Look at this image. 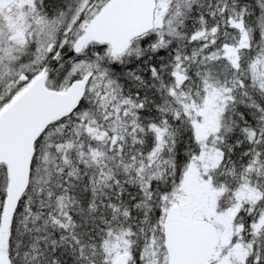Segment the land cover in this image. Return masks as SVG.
I'll list each match as a JSON object with an SVG mask.
<instances>
[{"label": "snow or ice", "instance_id": "6c2138e0", "mask_svg": "<svg viewBox=\"0 0 264 264\" xmlns=\"http://www.w3.org/2000/svg\"><path fill=\"white\" fill-rule=\"evenodd\" d=\"M0 264H264V0H0Z\"/></svg>", "mask_w": 264, "mask_h": 264}]
</instances>
